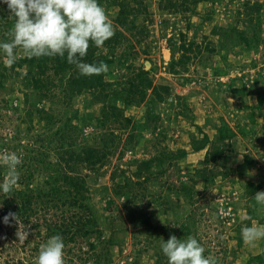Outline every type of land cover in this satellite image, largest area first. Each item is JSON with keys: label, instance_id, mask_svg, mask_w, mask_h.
<instances>
[{"label": "rangeland", "instance_id": "rangeland-1", "mask_svg": "<svg viewBox=\"0 0 264 264\" xmlns=\"http://www.w3.org/2000/svg\"><path fill=\"white\" fill-rule=\"evenodd\" d=\"M113 1L100 0L115 24L119 7ZM139 1L129 0L130 6L140 8ZM146 3L148 12L133 14L137 27L124 29L126 37L114 50L115 61L105 72L106 79L112 81L108 88L111 99L101 96V100H96L89 92L71 101L59 87L54 88V97L50 94L38 98L37 90L27 85L30 67L22 59L28 54L17 49L16 62L0 82V160L3 162L4 155L17 154L19 150L32 155L27 147L51 151L50 142L54 143L58 130L71 134L76 126L85 127L86 134L76 140L83 147L92 140L88 130L100 137L112 128L122 134V140L99 170L97 184L108 187L109 193L95 194L94 202L101 215L102 234L107 238L112 235L115 244L110 250L111 262L100 264H169L161 241L172 234L181 239L188 237L177 233L182 219L193 228L191 236L203 244L205 255L217 264H264V239L249 244L241 234L244 226L264 227V203L255 198L258 192H264V0H145L143 4ZM3 35L0 32V41L12 38L11 34L7 39ZM183 44H193V51L188 52L190 59L177 71H171L170 62L180 58ZM148 59L152 61L147 68L148 79L156 85H169L170 93L165 101L157 103L154 97L151 99L154 95L149 88L145 101L126 105L115 91H125L128 79ZM1 63L7 66L2 51ZM112 104L132 120L128 127L121 130L119 124H110V120L104 128L98 127L103 107ZM40 110L43 115L50 113L49 124L40 120ZM148 117L156 119V124ZM43 124L47 126L44 128ZM132 130L137 139L127 147ZM221 130L227 134L225 138H220ZM34 132L44 140H36ZM161 132L167 135L166 139ZM215 149L224 152L211 170L205 158L209 150ZM170 150L185 154L178 156L164 175L153 177L144 185H125L135 184L149 174L145 170L143 176H138V162ZM28 166L34 169V165ZM206 166L209 172L203 170ZM155 167L151 170L158 169ZM25 169L24 166L18 172ZM187 189L193 191L197 202L185 197ZM117 191L123 194L116 195ZM134 194L139 199L131 206ZM223 197L230 201L235 215L223 223L208 222L203 211L208 215L215 211L218 199ZM0 205L2 210L1 199ZM3 218L0 216V264H17L19 259L24 264H36L40 246L47 239L46 229L41 227L40 238L32 221H21L20 225L10 218L6 224ZM132 219L137 220L136 229ZM140 220L177 230L167 236L153 226L141 227ZM23 230L33 233L34 241L40 240L38 251L33 248V241L24 245L27 236ZM87 244L83 241L67 245L65 262L78 258L88 249ZM139 249L141 255L137 254ZM85 264L97 263L91 259Z\"/></svg>", "mask_w": 264, "mask_h": 264}, {"label": "trees", "instance_id": "trees-1", "mask_svg": "<svg viewBox=\"0 0 264 264\" xmlns=\"http://www.w3.org/2000/svg\"><path fill=\"white\" fill-rule=\"evenodd\" d=\"M113 2L119 7L115 19L116 23L114 24L115 33L102 47L90 45L87 55L83 58L85 62L93 63L104 61L108 65L112 64L115 61L112 57L115 55L114 50L121 45L123 37H126L124 29L137 27L135 20L132 18L133 14L148 12L147 3L143 4L145 0L139 1L142 5L140 8L131 7L129 0H114ZM14 23L15 19L11 16L7 4H0V32L4 34V39L10 38ZM4 30H6V33ZM104 48H108L110 51L105 53L103 52ZM182 49L180 58L171 60V71H177L179 65L189 61L190 56L188 52L193 51V44L189 46L183 44ZM148 60L151 61V59ZM22 61L28 63L30 67L27 73V85L29 86L31 84L37 90V96L40 99H44L50 94L54 97V90L58 87L66 95L67 99L71 101L75 97L89 92L96 97V100H101L102 97L112 98V95L108 91L112 81L106 79L105 73L83 75L76 65L67 62L66 56H44L36 58L27 55ZM145 66L146 64L137 67V71L128 79L129 81L127 83L129 87L125 91L123 88L115 91L116 96H119L126 105L139 104L145 101L148 97L147 92L149 88L152 89V94L154 95L151 99L154 97L157 103L165 101V98L170 93L169 85H156L151 79H148L150 70H147ZM8 71L9 67L1 63L0 82L7 76ZM115 83L118 84V82ZM160 89L163 92H160ZM108 108L113 109L109 111ZM38 112L40 114V120H47L46 122L49 124L52 120L50 113L43 115L42 110ZM123 112L115 104L109 107L105 105L101 111L103 115L98 120V127L104 128L109 120L111 121L110 124H119L121 130L128 127L132 123V120L128 116L125 117ZM29 113H32V111H29ZM49 118L50 120L48 121ZM148 119L153 120L156 124V119H152L151 117H148ZM45 126L47 125H42L44 128ZM76 128L74 130L75 133L71 134L63 132L62 130L54 133L57 138L53 139L54 143L50 142L52 145L51 151L48 148L36 149V147L25 146L31 148L30 152L32 155L26 154V151L24 153L20 150L17 152L20 156V164L17 170L22 169L24 166L26 169L25 172L19 173V180L10 192L4 193L0 191V199L3 201V209L0 210V216H5L9 212L17 213L18 219L23 223L33 222L32 225L37 230L36 232L40 238L42 237L41 227L46 229L47 239L52 235H61L64 239L65 247L77 242L78 244H83V241L88 243V249L81 252L78 258H71L65 264H78L79 261L85 264L87 260L89 261L91 259L95 260L97 264L102 262L107 263L112 260L110 250L111 246L115 244V238L112 235L107 238L102 234L103 229L100 226L101 215L94 202V195H107L109 193L108 187L97 184L99 175L101 174L99 170L107 164V160L113 154L114 149L115 151L118 149L120 141L122 140V134L120 132L116 133L114 129L109 128L106 133H103L99 137L96 134L93 135V133H90L92 130H88L89 135H92V140L87 142L89 144L80 147L77 145L76 140L84 132L86 134V131H84L85 127L76 126ZM162 135V138L166 139L167 135L165 133H162ZM34 136L37 138L36 140L38 138L41 141L44 140L38 132H34ZM226 136L227 134L221 130L220 138H225ZM67 139H69L70 143L66 142ZM133 139H137L134 131L130 133L125 146H132ZM138 141L136 140V143ZM200 146L196 145V148L203 149L204 144L203 147ZM5 147L9 149V144ZM223 152V149L209 150L207 152L205 161L209 164L211 170H214L219 159L223 157ZM183 154H185V151H161L149 160L138 162V176H143L145 170L149 174H145L144 179H138L135 184L126 181L127 183L125 185H144L151 181L153 177H161V175L167 172V169L173 166L175 159ZM31 162L35 163L32 164ZM30 164L34 165V169L28 166ZM154 166L158 169L151 170ZM209 167H203V170L209 172ZM84 169H87V172ZM8 171V166L0 160V183L4 182ZM203 176L207 179L206 174ZM211 179L210 177L208 180ZM122 194V191H117L116 193L119 196ZM184 195L192 203L197 202L193 200L194 193L192 190L187 189ZM137 196L138 194H134L131 197L134 201L130 203L131 206L136 205L139 199ZM202 214L207 216L208 222H225L221 218L218 208H215V211L210 212L209 215L205 211ZM140 221L141 227L146 225L145 228H151L153 226L161 229L163 234L165 235L166 233L167 236L171 232L176 233L177 230L175 228L171 229L167 225H150L143 223L142 220ZM181 222L182 228L181 230L178 229L179 231L177 233L191 236L193 228L184 223L185 221L183 219ZM131 224L135 229L138 227L136 219H132ZM32 241L36 244L33 248L38 251L41 243L40 240L34 241L33 233L32 235L28 233L24 245L32 243ZM137 254L141 255L142 250L139 249ZM17 264H24V260L19 259ZM156 264H164V262L158 261Z\"/></svg>", "mask_w": 264, "mask_h": 264}, {"label": "clouds", "instance_id": "clouds-1", "mask_svg": "<svg viewBox=\"0 0 264 264\" xmlns=\"http://www.w3.org/2000/svg\"><path fill=\"white\" fill-rule=\"evenodd\" d=\"M0 3L7 4L15 19L12 38L0 41V51L8 67L16 62L17 49H23L36 58L66 56L67 62L76 65L83 75H98L109 70L104 61L88 63L83 60L90 45L102 47L115 33L114 22L100 0H0ZM2 161L9 171L0 183V191L7 193L19 180L20 158L10 152ZM255 198L258 203H264V192H258ZM10 218L22 224L14 212L4 216V223H9ZM23 231L27 236V230ZM241 234L246 243L252 244L264 239V227L244 226ZM64 249L63 237L52 235L41 244L36 264H65ZM161 250L169 264H217L215 259L205 255V247L193 236L181 239L172 234L161 241Z\"/></svg>", "mask_w": 264, "mask_h": 264}, {"label": "built area", "instance_id": "built-area-1", "mask_svg": "<svg viewBox=\"0 0 264 264\" xmlns=\"http://www.w3.org/2000/svg\"><path fill=\"white\" fill-rule=\"evenodd\" d=\"M225 198L226 197L218 199L219 204L217 205V208L219 209V214H220L221 218L225 221H229L235 215V209L232 208V206H231L232 204L230 203V201L225 200Z\"/></svg>", "mask_w": 264, "mask_h": 264}, {"label": "water", "instance_id": "water-1", "mask_svg": "<svg viewBox=\"0 0 264 264\" xmlns=\"http://www.w3.org/2000/svg\"><path fill=\"white\" fill-rule=\"evenodd\" d=\"M150 65H151V61H146V69L148 68V67H150Z\"/></svg>", "mask_w": 264, "mask_h": 264}]
</instances>
